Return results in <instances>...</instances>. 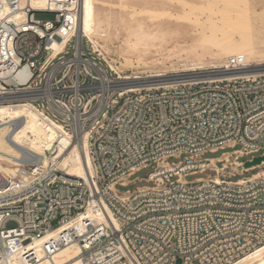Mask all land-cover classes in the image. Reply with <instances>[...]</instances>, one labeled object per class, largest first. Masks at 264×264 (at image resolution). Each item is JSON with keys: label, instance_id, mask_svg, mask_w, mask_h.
Instances as JSON below:
<instances>
[{"label": "built area", "instance_id": "2783aa9c", "mask_svg": "<svg viewBox=\"0 0 264 264\" xmlns=\"http://www.w3.org/2000/svg\"><path fill=\"white\" fill-rule=\"evenodd\" d=\"M27 1L0 0V105L37 113L47 162L26 148L15 173L0 170V264H39L70 245L85 264H233L264 245V161L245 167L264 156V73L125 88L131 78L85 38L76 47L79 0ZM85 141L87 172L71 174L61 159Z\"/></svg>", "mask_w": 264, "mask_h": 264}, {"label": "bare ground", "instance_id": "6f19581e", "mask_svg": "<svg viewBox=\"0 0 264 264\" xmlns=\"http://www.w3.org/2000/svg\"><path fill=\"white\" fill-rule=\"evenodd\" d=\"M117 1L115 3L112 0H79V16L74 32L77 37L76 47L78 49L85 37H89L93 42L99 44L100 40H106L105 38L114 33V27L124 25L128 42L126 52H138L141 48L154 45L156 41H161L160 43L174 42L175 45L182 47V50L189 52L196 59L191 64L192 69L205 70L165 80H154L164 76L160 73L126 77L131 78L132 81L123 83L125 88L264 73V0H224L226 6L224 12L218 13L214 9H210L204 17L196 13L194 8L190 11L177 10V12H173L167 7L162 9L157 6L147 8L149 4L154 5L153 0H142L145 7H139V4L130 0ZM27 2L39 10L47 8L57 10L63 7V4L57 3V0H28ZM109 3L118 5L122 8L121 12L113 13L108 9ZM208 8H212V6H208ZM1 10L6 12L9 8L7 5H3ZM127 10L131 12L127 13ZM145 13H150L148 14L150 21L141 17V14ZM24 17L23 14H20L17 19L23 21ZM182 18L195 21L200 29L198 33L185 38L184 33H180L177 28L178 19ZM190 26L195 28L193 25ZM118 31L119 29L114 34ZM199 38H202L203 42H199ZM69 39V36L64 37L63 41L54 39L51 43L53 54L60 51ZM148 49L144 50V56H138L141 60L144 59L146 53H151ZM209 57L210 60L207 61ZM232 57L243 58L245 68L224 73L208 71L209 69L224 68L222 66ZM30 75L31 72L27 67L21 69L20 76L27 80ZM38 117L37 113L29 111L23 106L0 105L1 171L15 173V166L21 162L19 159L26 148L34 154L42 156L41 158L47 162L43 156L45 140L49 137L45 135L43 127L38 122ZM19 120L21 124L15 127L14 124ZM86 155L85 141L80 152L73 151L61 159L62 167H66L71 174L85 176L87 172ZM52 235L48 234L39 239L38 244L43 243ZM79 253L80 248L77 245H70L58 252L53 260H44L39 264H85L78 257ZM233 264H264V245Z\"/></svg>", "mask_w": 264, "mask_h": 264}, {"label": "rangeland", "instance_id": "374dc122", "mask_svg": "<svg viewBox=\"0 0 264 264\" xmlns=\"http://www.w3.org/2000/svg\"><path fill=\"white\" fill-rule=\"evenodd\" d=\"M112 1H114L115 3L118 2L117 0H112ZM130 1H134V3L139 4L140 5L139 7L146 6L142 0H130ZM153 3L154 5L149 4L147 8L149 7L154 8L157 6L158 8L162 9L163 7H167L169 10L173 12H177V10L190 11L192 8H194V11L198 14H201V17H204L206 14H208L210 9L212 10L214 9V11L219 13L221 11L224 12L226 8L224 0H153ZM208 6H212V8H208ZM108 9L111 10L113 13L117 14L119 13V11L121 12L122 8H120L118 5L110 4ZM128 12L131 11L127 10V13ZM148 14L150 13L141 14V17L144 18L146 21H150L151 20L149 19L150 15ZM36 17L42 20H54L55 13H49V12L36 13ZM178 21H179V25L177 26V28L179 29L180 33H184L183 36L185 38H189L192 34L198 33V31L200 30L197 27L196 22L191 19L182 18V19H178ZM190 25L195 26V28H191ZM123 26L124 25L122 26L117 25L116 27H114L113 28L114 33L115 31L117 32V29H119L118 33L116 34L112 33L110 37L105 38L106 40H100L99 44L93 42L91 38L85 37V41L88 42L86 47H88L90 50H95V53H93V55L102 58V62L106 65V67L108 68L111 67L114 70V72H116V74H120L123 77L124 76L133 77L135 75L147 76V75L160 73L163 74L164 76L160 78H156L154 80H161V79L165 80L181 75L196 74L205 71V70L201 71L199 69L197 70L192 69L191 64H193L194 61H196V59L193 58V56L190 55L189 52L182 50V47L175 45L174 42L160 43L161 41H156L154 45L148 47L149 49L146 47L144 49L141 48L140 51L138 52H131V53L126 52L128 48V42L126 41L127 32L125 30V27ZM198 41L203 42L202 38H199ZM146 49H148V51H151V53H146L144 59L141 60L138 56L140 55L144 56L145 54L144 50ZM71 50L72 48L69 49V51ZM209 60L210 57L207 59V61ZM187 65L190 67H188ZM225 65L226 64H224L222 67H224ZM156 71L158 72L156 73ZM221 153L222 151H219L217 153H208L206 156L217 157L220 156ZM249 158L250 157L246 156L242 158V160L246 161ZM257 170L258 169L251 170L243 175H238L237 177H249L253 173H256ZM149 172L150 169H145L139 172L137 174V177H146ZM209 174H214V173L208 171L204 174L189 176L188 180L193 181L199 177L207 178ZM235 180L236 178H233V181ZM150 184L151 183L142 180L128 188L135 189L136 187L150 185ZM121 189L125 190L127 188H121ZM10 225H12V223Z\"/></svg>", "mask_w": 264, "mask_h": 264}, {"label": "water", "instance_id": "95a60500", "mask_svg": "<svg viewBox=\"0 0 264 264\" xmlns=\"http://www.w3.org/2000/svg\"><path fill=\"white\" fill-rule=\"evenodd\" d=\"M262 161H264V156L257 157L253 161H247L246 164H245V167L250 168L252 166L259 165V164L262 163Z\"/></svg>", "mask_w": 264, "mask_h": 264}]
</instances>
